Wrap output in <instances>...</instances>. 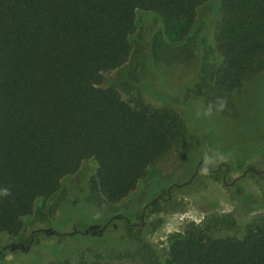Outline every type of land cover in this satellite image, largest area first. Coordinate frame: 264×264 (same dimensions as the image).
<instances>
[{"label":"trees","instance_id":"trees-1","mask_svg":"<svg viewBox=\"0 0 264 264\" xmlns=\"http://www.w3.org/2000/svg\"><path fill=\"white\" fill-rule=\"evenodd\" d=\"M209 0H0V236L16 240L61 181L90 161L85 199L128 196L186 134L181 115L103 86L126 62L139 11L159 20L152 58L178 62L197 8ZM211 56L200 60L205 106L236 117L237 95L264 72V0H220ZM146 264H264V214L225 213L168 236ZM59 264H73L69 261ZM78 264H136L81 260Z\"/></svg>","mask_w":264,"mask_h":264},{"label":"rangeland","instance_id":"rangeland-1","mask_svg":"<svg viewBox=\"0 0 264 264\" xmlns=\"http://www.w3.org/2000/svg\"><path fill=\"white\" fill-rule=\"evenodd\" d=\"M220 0L201 4L185 38L189 55L178 62L152 58L156 15L139 11L131 51L102 85L130 100L139 95L155 107L176 110L185 136L153 166L137 187L105 208L85 194L95 166L86 161L61 181L47 207L38 208L16 240L0 236V264H59L101 259L146 264L165 252L168 236L206 217L231 213L239 223L264 214V72L237 95L236 117L204 104L198 66L211 56Z\"/></svg>","mask_w":264,"mask_h":264}]
</instances>
